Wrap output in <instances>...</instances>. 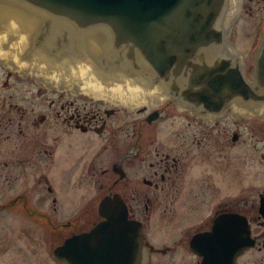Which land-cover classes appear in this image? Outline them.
<instances>
[{
    "label": "flooded vegetation",
    "instance_id": "1",
    "mask_svg": "<svg viewBox=\"0 0 264 264\" xmlns=\"http://www.w3.org/2000/svg\"><path fill=\"white\" fill-rule=\"evenodd\" d=\"M69 90L0 53V264H137L136 253L119 254L121 217L101 212L110 196L126 207L125 227L139 232L144 264L180 249L202 264L203 254H217V236L227 264H264L263 116L169 102L122 120L123 106L136 107ZM178 115L191 120L185 130L153 150L151 129ZM162 205L166 220L153 229ZM98 227L97 239L79 240ZM164 231L181 237L164 244Z\"/></svg>",
    "mask_w": 264,
    "mask_h": 264
},
{
    "label": "water",
    "instance_id": "2",
    "mask_svg": "<svg viewBox=\"0 0 264 264\" xmlns=\"http://www.w3.org/2000/svg\"><path fill=\"white\" fill-rule=\"evenodd\" d=\"M1 1L38 14L48 32L57 26L55 35L67 42L73 34L84 38L93 31L106 32L110 42L103 45L102 51L108 59L131 72H153L157 81L164 83L168 97L184 107L220 114L234 102L248 107L264 102V91L250 85L238 59L222 51L225 33L220 22L226 0ZM257 56L256 80L264 90V37ZM121 202L118 196H110L102 202L101 212L121 217L117 222L121 226L117 237L120 256L136 253L137 264H144L141 236L138 232L135 237L125 227L127 212ZM99 234L101 227L79 240L84 243L87 238L97 239ZM225 241L218 238V254H203L202 264H227ZM69 246L70 242L62 251ZM80 247L81 252L86 248L82 244ZM122 264H128V260Z\"/></svg>",
    "mask_w": 264,
    "mask_h": 264
},
{
    "label": "bare ground",
    "instance_id": "3",
    "mask_svg": "<svg viewBox=\"0 0 264 264\" xmlns=\"http://www.w3.org/2000/svg\"><path fill=\"white\" fill-rule=\"evenodd\" d=\"M243 1L226 0L220 22L225 33L222 51L238 59L241 66L244 64L231 40V31L240 15ZM35 14L10 1L0 3V53L23 74L33 73L50 87L72 89L74 93L86 92L96 98L113 99L130 105L167 101V88L162 81H157L153 72H131L128 67L120 68L108 59L109 55L102 51L103 45L110 42L106 32L93 31L84 34V38L73 34L67 42L57 37L56 25V29L49 33L40 16L36 14L35 17ZM2 46L7 49L1 51ZM245 77L248 80L246 74ZM254 77V83L248 80L250 85L264 91L256 80V74ZM233 104L237 117H264V102L250 107L240 102Z\"/></svg>",
    "mask_w": 264,
    "mask_h": 264
},
{
    "label": "rangeland",
    "instance_id": "4",
    "mask_svg": "<svg viewBox=\"0 0 264 264\" xmlns=\"http://www.w3.org/2000/svg\"><path fill=\"white\" fill-rule=\"evenodd\" d=\"M263 29L264 0H244L240 16L235 22L231 31V40L237 47V50L240 52V56L244 64V72L248 77V80L252 83H254V74H256L257 71V54L260 49V33L263 31ZM69 91L73 92L72 89ZM81 94V96L91 98V95H89V93L81 92ZM92 98L95 99L94 97ZM99 99L102 100L106 98ZM107 100L110 101L111 99H106V101ZM169 102L170 101H168V99L167 101L160 104H155L153 102H143L138 104L134 109H128L123 106V110L120 114V119H126L128 113H134L135 120H142L145 115L141 112V109L152 110L159 107L162 108ZM107 106H113V104L108 102ZM175 119L176 120L170 119L166 122L162 121L158 124L157 127L151 129L152 134L156 136V142L152 145L153 150L155 146H164L165 141H173L177 136L175 135V132L184 131L188 125L187 123L191 121L186 115H178L175 117ZM173 121L174 123H172ZM143 174L144 171L142 170L138 174V177L142 176ZM88 194H90V192ZM217 200L219 201V199ZM62 206L64 208L62 207L61 211H59V214H63V209L68 208V206H66L64 202ZM165 220L164 205H162L153 211V229H159L160 225L164 224ZM179 237H181V234L178 232L168 233L164 231V233L160 237H158V239L164 240L165 244L172 243L169 240ZM164 264H197V259L190 252L180 249V252L178 251L177 253H167L166 255H164Z\"/></svg>",
    "mask_w": 264,
    "mask_h": 264
}]
</instances>
